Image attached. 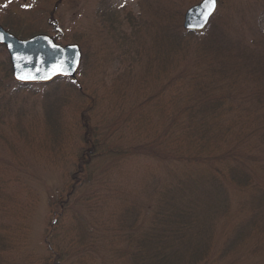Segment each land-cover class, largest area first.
I'll return each instance as SVG.
<instances>
[{
	"label": "rangeland",
	"instance_id": "rangeland-1",
	"mask_svg": "<svg viewBox=\"0 0 264 264\" xmlns=\"http://www.w3.org/2000/svg\"><path fill=\"white\" fill-rule=\"evenodd\" d=\"M200 2L0 0L1 26L22 38L43 33L62 45L76 43L83 54L74 78L80 93L55 83L63 78L23 86L13 77L9 53L0 45V264H135L132 253L156 205L154 194L199 168L215 178L201 199L203 225L209 231L212 224L208 239L218 257L214 264L264 260V206L262 212L257 207L264 203V0H218L217 17L202 35L212 39V47L199 51L204 43L195 40L185 46V57L164 54L167 46H174L170 35L176 32L175 24L185 30V12ZM231 55L238 63L226 60ZM232 63L237 68L232 76L220 72L231 69ZM175 75L185 78L177 90L170 82ZM165 83L171 87L164 93ZM197 84L204 90L201 95ZM160 99L172 105L171 112L203 105L205 115H210L209 104L222 101L216 102L223 109L212 126L205 117V141H180L178 162L163 159L170 142L164 137L152 141V123L143 129L148 130L143 141L131 123L125 138L113 135L119 121L134 113L140 121ZM51 108L63 112L50 121L46 109ZM57 115L63 127L59 138L52 129ZM83 121L97 124L99 136H108L117 153L97 159L96 167L85 166L87 182L52 230L51 200L61 190L66 194L72 183L70 174L85 146ZM149 143L163 153L146 157L135 152ZM116 147L125 150L119 153ZM236 165L250 173L247 185L232 183L229 166ZM130 204L133 210L127 215L125 211L124 218L134 219L124 223L112 215L117 207ZM254 214L260 226L247 225L240 233L241 223Z\"/></svg>",
	"mask_w": 264,
	"mask_h": 264
},
{
	"label": "trees",
	"instance_id": "trees-1",
	"mask_svg": "<svg viewBox=\"0 0 264 264\" xmlns=\"http://www.w3.org/2000/svg\"><path fill=\"white\" fill-rule=\"evenodd\" d=\"M216 17L217 16L215 15V18ZM166 23L167 28L169 27V29L173 25L171 24V21H168ZM174 29L176 32L170 35L171 38L175 40L174 46L172 49L171 47L167 46V51H165L164 54L166 53L168 55L173 54L174 56H184L183 54L188 52L185 46L191 47V41L195 40L198 45L204 43L201 47L198 48L199 51L206 48L207 45H213L212 39L210 37L208 39L207 37L202 39V35L205 33L204 31H186L179 27L177 23L175 24ZM9 30L15 33V35L20 36L17 32H14L11 29ZM137 51V54H140V51ZM159 53L161 54V52ZM236 57L237 56L235 55H231L226 60L238 63ZM232 65L233 66L231 67V69L226 67V70L225 68H223L224 70L221 69V71H219L222 73H226V76H232L229 74H233V72L237 69L233 63ZM184 80L185 78L183 76L176 77L175 75V77H171L170 82L171 85H174L177 90L182 85L181 84L178 86V84ZM195 80L199 81L201 84L200 74H195ZM145 81L147 80H144V82ZM55 83L65 85L67 84L71 89L77 90L81 93L79 89H76L78 88V86L77 81H75L74 79L57 80L55 81ZM200 84L196 85V92L198 93V95H201V93L204 92ZM171 85L165 83V85H162V91H164V93L167 92L166 87H171ZM23 86H26V84H24ZM198 99L200 98L198 97ZM163 101L164 99H160L155 107H150L144 114L142 113L143 115L140 121L138 118V116L140 115H135V113L131 114L127 118L122 119V121H119L116 133H114L113 135L116 134V137H118L119 139L125 138L124 136H126L127 134L126 127L131 123L134 124L135 128L141 134H135L136 137L139 139V141H143V132H148V130L143 129L147 127L148 123H152L154 129L152 141H161V138L164 137L165 141L170 142L166 145L167 151H165L164 153L162 151L157 153L154 149L150 148L149 143L148 145L144 146V150H142V147H139L135 152L137 154H144L146 157L150 154V152L155 155L163 153V159L167 158L178 162L182 159L181 152H179V154L177 155V150L180 151L181 144H183L182 142L180 143V141H205V137L207 135V127H205L204 121L206 115L208 114L205 115L202 112L203 105L198 106L199 104H193L192 110H186L184 106L183 108H177L176 111L171 112L170 108L172 105L165 104V102ZM172 101L173 99L170 100V103ZM193 101L196 100L193 99ZM216 102L222 103L221 100H216ZM216 102L213 103V105L208 103L210 107H212L210 115H208L210 117L208 126H212L214 121H217V118L219 116L218 112L223 109V105L217 106L218 103ZM91 103L92 106L90 107V109L92 110L94 108V102H92L91 100ZM205 104L206 106H208L207 103ZM61 111L62 108L58 111L57 109L51 108L46 109V114H48V118L51 121V117H54V115L59 112L61 114ZM57 117L58 115L56 116V120L52 121L54 122V126L52 129L58 131L59 138L62 135L63 127L60 117L59 122H56ZM100 134L101 129L98 128L97 124L95 125V127H92L88 122L83 121L81 141H84L85 146L81 148L79 161L75 164V166H77V169L72 174H70L69 180L72 181V183L66 194H64V190H61V193L56 197L54 196V198L51 200L52 219L50 221V225H52V230L57 229L56 225H58V223L60 224L61 218L64 216L66 211L68 213L74 206L75 202L73 197L76 190L81 189L87 182L88 176H86L84 179V172L86 170L85 166L91 165L96 167L98 163V161H96L97 159H106V157L113 154V152L117 153V150L112 149L113 147L109 145L108 136L103 139L99 136ZM214 137L218 138L219 136L215 135ZM214 137H212V139H214ZM144 141L147 140L145 139ZM116 148H118L119 153H123V151L125 150L122 147ZM138 150L142 151L139 152ZM125 154L128 155L127 152ZM194 160L198 161V158L196 157L194 158ZM202 165L204 166V163H202ZM229 171L232 175L231 180L233 184H248L251 177L249 172L246 173L245 171H242L240 169L237 170V165L234 167L229 166ZM211 180L213 182L215 181V178H213L212 176L211 179L210 176H206L205 168L204 170L199 168L198 173L195 171H190L185 178H180L179 180L174 181L169 186L165 185L163 189L160 188V191L157 192V195L154 194L153 199L155 200L156 205L154 206L153 213L150 216V220L148 221V225L143 230H141L140 237L137 239L138 249L135 253H132V260L135 264H214L217 261L218 257L213 250V244L208 239L212 224L210 225L208 231V228L203 225L204 222L202 221L201 216L203 211V208H201L203 202L201 201L202 192L208 190L207 186L209 185V182ZM223 183L226 185L225 180L223 181ZM259 199L262 200L261 198ZM214 205H217L216 201L214 202ZM262 206H264V203L257 206L260 212H262L263 210ZM133 207L134 204H130L128 205V207H117L112 215L114 216L118 214L117 218H119L120 222L124 220L125 223L126 221L134 219L126 216L129 211L133 210ZM214 210L216 209L214 208L213 211ZM125 211L126 215L124 218ZM249 218L250 219L244 220L241 223V227L239 229L240 233L243 230H246L245 227L247 225L260 226L259 216L257 214L251 215ZM50 242H52L49 243L50 248L54 247L55 245H53L52 239ZM232 246L233 243L228 244V246L226 247L232 248ZM226 247L222 249L223 254H221V256L224 255ZM257 264H264V260L257 261Z\"/></svg>",
	"mask_w": 264,
	"mask_h": 264
},
{
	"label": "water",
	"instance_id": "water-1",
	"mask_svg": "<svg viewBox=\"0 0 264 264\" xmlns=\"http://www.w3.org/2000/svg\"><path fill=\"white\" fill-rule=\"evenodd\" d=\"M217 8L218 0H215V8L205 21V0L191 6L184 15V29L203 31L214 17ZM0 45L8 51L13 77L20 83H50L58 78H74L82 63L80 45H62L48 34L19 38L0 26ZM58 68L63 70H57Z\"/></svg>",
	"mask_w": 264,
	"mask_h": 264
},
{
	"label": "snow or ice",
	"instance_id": "snow-or-ice-1",
	"mask_svg": "<svg viewBox=\"0 0 264 264\" xmlns=\"http://www.w3.org/2000/svg\"><path fill=\"white\" fill-rule=\"evenodd\" d=\"M25 7H28V5H25ZM205 7H206V11L204 13V19L205 21L207 20L208 16L211 14L212 10H214L215 8V0H205ZM57 70L62 71V68H58ZM25 77H21V79H23Z\"/></svg>",
	"mask_w": 264,
	"mask_h": 264
}]
</instances>
